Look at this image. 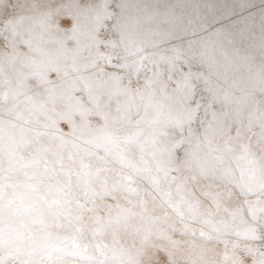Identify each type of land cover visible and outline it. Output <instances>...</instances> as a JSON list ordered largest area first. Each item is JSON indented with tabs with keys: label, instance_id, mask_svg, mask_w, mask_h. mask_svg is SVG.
<instances>
[{
	"label": "rangeland",
	"instance_id": "rangeland-1",
	"mask_svg": "<svg viewBox=\"0 0 264 264\" xmlns=\"http://www.w3.org/2000/svg\"><path fill=\"white\" fill-rule=\"evenodd\" d=\"M116 1L0 0L1 264H264V112L128 64Z\"/></svg>",
	"mask_w": 264,
	"mask_h": 264
},
{
	"label": "bare ground",
	"instance_id": "bare-ground-1",
	"mask_svg": "<svg viewBox=\"0 0 264 264\" xmlns=\"http://www.w3.org/2000/svg\"><path fill=\"white\" fill-rule=\"evenodd\" d=\"M116 4L128 64L138 55L147 61L153 57L157 62H189L191 69L201 66L200 76L210 86L203 94L216 105L217 114L224 116V108L234 107V117L246 114L251 120L264 112V97L257 99L264 94V0H117ZM179 67L170 69L179 73ZM239 140L237 144L245 148ZM226 148L236 156L239 147ZM194 173L199 179L195 188L201 191L206 169ZM12 220L17 221L11 219L7 226ZM23 236L19 245L24 253L13 254L27 262L30 235ZM7 240L0 238V252Z\"/></svg>",
	"mask_w": 264,
	"mask_h": 264
},
{
	"label": "snow or ice",
	"instance_id": "snow-or-ice-1",
	"mask_svg": "<svg viewBox=\"0 0 264 264\" xmlns=\"http://www.w3.org/2000/svg\"><path fill=\"white\" fill-rule=\"evenodd\" d=\"M260 191H261V192H264V186H261V187H260Z\"/></svg>",
	"mask_w": 264,
	"mask_h": 264
}]
</instances>
